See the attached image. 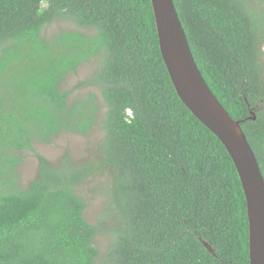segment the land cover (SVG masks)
I'll use <instances>...</instances> for the list:
<instances>
[{"label": "trees", "instance_id": "obj_1", "mask_svg": "<svg viewBox=\"0 0 264 264\" xmlns=\"http://www.w3.org/2000/svg\"><path fill=\"white\" fill-rule=\"evenodd\" d=\"M173 4L199 72L240 122L264 180V14L246 0ZM57 22L73 28L45 36ZM84 65L90 74L65 90ZM96 128L93 160L65 152L54 165L34 148ZM25 152L37 171L22 186ZM104 172L116 226L101 256L103 225L85 220L79 189ZM0 264H249L236 169L177 96L150 0H0Z\"/></svg>", "mask_w": 264, "mask_h": 264}, {"label": "water", "instance_id": "obj_2", "mask_svg": "<svg viewBox=\"0 0 264 264\" xmlns=\"http://www.w3.org/2000/svg\"><path fill=\"white\" fill-rule=\"evenodd\" d=\"M150 1L160 54L177 96L217 137L236 169L246 204L249 264H264V180L255 155L240 122L229 116L199 72L173 0Z\"/></svg>", "mask_w": 264, "mask_h": 264}, {"label": "rangeland", "instance_id": "obj_3", "mask_svg": "<svg viewBox=\"0 0 264 264\" xmlns=\"http://www.w3.org/2000/svg\"><path fill=\"white\" fill-rule=\"evenodd\" d=\"M249 7L264 14V3L258 0H246ZM73 28L70 22H57L46 27L43 34L47 37L60 30ZM262 58L264 63V44L262 47ZM91 65H84L78 69L76 74H71L63 88L70 89L78 81L86 78L91 72ZM84 92H74L71 99ZM102 141V133L96 128L86 137L77 134H62L50 144H35V150L51 164L56 165L61 156L68 152L72 161L83 162L93 160L98 155ZM37 160L32 153L23 154L22 163L19 166V182L26 186L36 177ZM109 174L104 172L95 177L89 178L79 189L80 194L85 198L87 207L84 212L85 220L90 224H102L103 230L94 239V245L102 256L111 241L110 228L116 226L114 212L109 199Z\"/></svg>", "mask_w": 264, "mask_h": 264}]
</instances>
